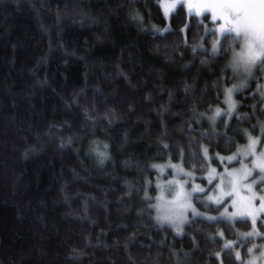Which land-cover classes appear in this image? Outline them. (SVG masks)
<instances>
[{
  "label": "trees",
  "instance_id": "16d2710c",
  "mask_svg": "<svg viewBox=\"0 0 264 264\" xmlns=\"http://www.w3.org/2000/svg\"><path fill=\"white\" fill-rule=\"evenodd\" d=\"M159 1L0 0V264H247L264 248L253 196V226L157 220L162 167L205 182L264 126V67L227 119L239 38Z\"/></svg>",
  "mask_w": 264,
  "mask_h": 264
},
{
  "label": "rangeland",
  "instance_id": "374dc122",
  "mask_svg": "<svg viewBox=\"0 0 264 264\" xmlns=\"http://www.w3.org/2000/svg\"><path fill=\"white\" fill-rule=\"evenodd\" d=\"M217 2L218 0H160L159 4L167 18L178 5H183L191 14H209L217 36L222 37L220 28L224 24V20L218 18L221 10L212 7ZM214 16L217 18L214 19ZM238 38L239 47L233 50L234 53L232 51L230 61V68H232L235 76L233 82L228 86V89L232 90L231 100L229 102L228 96H224L223 108L221 109L227 119L230 118V114L235 108L234 95L253 78L257 65L249 68L243 62H236L237 54L246 51L243 38ZM259 85L264 93V76ZM250 137L256 141L254 145L255 156L247 154ZM262 153H264V126L256 130L254 135L249 136L247 142L231 156L224 158L219 170L210 167L203 176L207 180L205 182L199 181L192 172L179 164H166L161 168V177L157 181V220L171 226L176 231L183 229L190 216H199L208 220L221 219L227 222L248 219L251 222L250 225L253 226L261 211L256 210V205L250 198L253 196L256 203L264 205V180H261L264 173H261L258 168L253 169L252 175L245 179L243 170L245 167L252 169L253 161L264 160V157L261 156ZM232 157L234 158L229 159ZM214 179L215 181L211 182ZM194 189L196 190L194 191ZM244 193L247 198L244 197ZM219 206L217 211L211 210V207ZM245 213L248 214L245 215ZM253 230L256 231V234L259 233L257 228ZM246 235L248 236V234ZM262 246H264V241ZM238 259H240V255H238ZM246 263L264 264V248L257 252L256 250L253 251Z\"/></svg>",
  "mask_w": 264,
  "mask_h": 264
},
{
  "label": "snow or ice",
  "instance_id": "6c2138e0",
  "mask_svg": "<svg viewBox=\"0 0 264 264\" xmlns=\"http://www.w3.org/2000/svg\"><path fill=\"white\" fill-rule=\"evenodd\" d=\"M212 7H217L221 10L218 18L224 20L220 31L225 36V40L231 34H234L235 37L243 38L246 51L237 54L236 62H243L250 68L259 61L260 66L264 67V0H218ZM215 18L217 17L214 16ZM216 51L217 48L214 45L213 52L215 53ZM231 91V89L228 90L229 102L231 100ZM217 114L219 113L217 112ZM255 143L256 141L250 137L247 149L248 155H256ZM261 156L264 157V153ZM257 168L261 173H264V160L260 162L253 161L252 169L245 167L243 170L245 173L244 178L247 179L248 176H251L252 170ZM261 180H264V177H261ZM253 182L255 183L256 181L254 180ZM247 214L245 213V215Z\"/></svg>",
  "mask_w": 264,
  "mask_h": 264
},
{
  "label": "flooded vegetation",
  "instance_id": "af4514ba",
  "mask_svg": "<svg viewBox=\"0 0 264 264\" xmlns=\"http://www.w3.org/2000/svg\"><path fill=\"white\" fill-rule=\"evenodd\" d=\"M262 215H264V214H262Z\"/></svg>",
  "mask_w": 264,
  "mask_h": 264
}]
</instances>
